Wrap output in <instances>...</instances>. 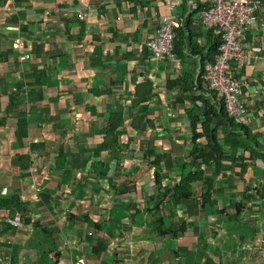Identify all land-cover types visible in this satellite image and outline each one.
Here are the masks:
<instances>
[{
    "label": "crops",
    "instance_id": "crops-1",
    "mask_svg": "<svg viewBox=\"0 0 264 264\" xmlns=\"http://www.w3.org/2000/svg\"><path fill=\"white\" fill-rule=\"evenodd\" d=\"M262 2L247 35L250 54L259 58L240 76L245 125L264 145ZM199 5L0 0V264H77L80 257L86 264H160V257L164 264H208L206 257L213 264H264V236L255 227L264 204L261 161L246 163L243 175L234 161L227 179H215L218 209L229 197L240 202L253 194L236 229L222 215L206 217L210 209L198 212L188 201L174 210L170 196L164 199L193 167V121L201 132L204 101L215 102L200 67L217 33L209 36L200 24ZM170 15L189 23L186 48L175 61L157 62L146 41ZM25 53L28 62L20 59ZM189 188L197 196L202 180ZM162 202L170 204L163 219L174 230L186 220L179 235L154 232L158 222L153 227L148 209ZM17 216L21 228L10 223Z\"/></svg>",
    "mask_w": 264,
    "mask_h": 264
},
{
    "label": "trees",
    "instance_id": "trees-1",
    "mask_svg": "<svg viewBox=\"0 0 264 264\" xmlns=\"http://www.w3.org/2000/svg\"><path fill=\"white\" fill-rule=\"evenodd\" d=\"M198 7L199 9L202 7L203 9H206L207 5H199ZM187 18L189 17H186V19ZM184 23L185 21H183L182 26L176 30L177 38L174 45V52L177 55H181L182 50L184 52V49L186 48L184 31H190L188 28L189 23L187 22L186 27H184ZM212 32H216L217 34H215V38H213L214 43L212 44V47L209 48V51L207 52V61L210 62H213L219 55L218 49L222 43V35L215 30L209 29V36H213ZM202 66L203 63H201V67ZM211 93L215 102L214 104H210L209 102L204 101L208 107L201 122L202 131H196L194 121L191 128L192 149L190 157L194 170L192 171V167L191 170L182 176L181 180L172 189H170L169 192L163 193V195L166 202L170 199L174 201L172 202V206L175 208L174 210L178 207H182V205H185V208H187V202L189 201L198 207V212L205 208L210 209L206 212V217L211 215L224 216L223 219L226 220L229 228H231L232 226H236V222H238L241 218L240 216L242 215L246 205L249 203L248 200H252L253 194L244 197V199L240 202L233 200V197H229V205L223 207L222 209H218L216 201L212 199L215 179L219 174L222 180L224 178L227 179V172L233 169L232 164L234 161H236V165H239L241 175L245 173V170L248 167L246 163L261 161L264 166V145L258 144V142L251 137L249 128L245 125L246 123L239 125L229 118L225 111L223 101L219 100V97L215 92L211 91ZM213 122L215 123L212 124ZM220 126H222V138L218 135V129L221 128ZM201 137L206 139L207 143L205 146H201L196 142L197 139ZM246 152H249V157L245 156ZM205 166L207 167L206 170L210 173L208 177L203 178V170ZM252 167L253 165L249 168ZM232 179L233 177H230L228 183H230ZM195 180H202L203 182V189L197 196L196 192L194 193L189 188L190 183ZM261 194L264 199V189L261 191ZM168 195L170 196V199H168ZM198 199H200V202L197 201ZM162 204L166 206L165 203L162 202L161 204L148 209L150 214L154 213L152 214L154 216L152 221L153 227L158 222L157 226L154 228V232L160 236H174L179 235L181 229L186 230V220H182L180 223L178 220V225L176 230H174V226L172 224H168L166 220L163 219L164 211L166 210L162 208ZM169 206L170 204L168 203L167 207L169 208ZM229 206H234V208L229 209ZM203 215L205 216V211H203ZM176 231L178 232L174 233ZM102 252L103 251L99 253V256ZM206 261L208 264H213L209 257H206Z\"/></svg>",
    "mask_w": 264,
    "mask_h": 264
},
{
    "label": "built area",
    "instance_id": "built-area-1",
    "mask_svg": "<svg viewBox=\"0 0 264 264\" xmlns=\"http://www.w3.org/2000/svg\"><path fill=\"white\" fill-rule=\"evenodd\" d=\"M207 8L200 12V24L217 31L222 35V43L218 49L219 55L213 62L206 61L200 67V76L207 90L213 91L223 101L225 111L236 124L245 123L248 106L244 100V81L241 72L252 59L259 58L249 52L247 35L254 24L257 15L262 10V0H199ZM174 6V5H173ZM85 19V14H79ZM182 26V21L173 15L161 18L160 29L146 41L147 49L153 60L160 62L164 59L175 61L177 56L174 45L177 38L176 30ZM23 46L17 40L15 47ZM31 55L25 53L21 61L28 62ZM10 223L21 228L20 217L10 220ZM77 264H86L81 257Z\"/></svg>",
    "mask_w": 264,
    "mask_h": 264
},
{
    "label": "rangeland",
    "instance_id": "rangeland-1",
    "mask_svg": "<svg viewBox=\"0 0 264 264\" xmlns=\"http://www.w3.org/2000/svg\"><path fill=\"white\" fill-rule=\"evenodd\" d=\"M199 195V194H198ZM219 202V201H218ZM228 202V201H227ZM229 205V203H227ZM255 207V206H254ZM231 208H234V207H229V209ZM257 208L259 209L258 212H255L256 214H261V217H259L257 219V222H256V226L257 228H259V231H261L262 235L264 236V204L262 205H258ZM163 209H168L167 206H164ZM248 212H246L247 214ZM241 217V216H240ZM236 228H237V225H236ZM174 261V259H173ZM173 261L171 260V262L173 263ZM158 263V262H157ZM160 264H164V262L162 261V258L160 257Z\"/></svg>",
    "mask_w": 264,
    "mask_h": 264
},
{
    "label": "water",
    "instance_id": "water-1",
    "mask_svg": "<svg viewBox=\"0 0 264 264\" xmlns=\"http://www.w3.org/2000/svg\"><path fill=\"white\" fill-rule=\"evenodd\" d=\"M187 24V21H185L184 26Z\"/></svg>",
    "mask_w": 264,
    "mask_h": 264
}]
</instances>
